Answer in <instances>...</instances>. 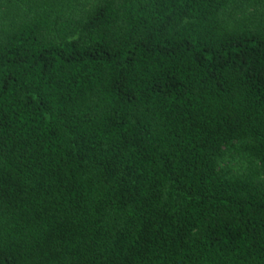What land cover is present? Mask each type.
<instances>
[{"label":"trees","instance_id":"1","mask_svg":"<svg viewBox=\"0 0 264 264\" xmlns=\"http://www.w3.org/2000/svg\"><path fill=\"white\" fill-rule=\"evenodd\" d=\"M0 264H264V0H0Z\"/></svg>","mask_w":264,"mask_h":264}]
</instances>
